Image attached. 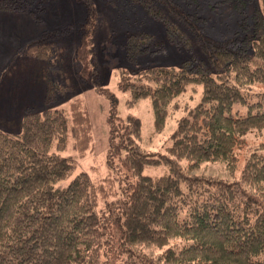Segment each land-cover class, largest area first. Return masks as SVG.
Wrapping results in <instances>:
<instances>
[{
	"label": "trees",
	"instance_id": "obj_1",
	"mask_svg": "<svg viewBox=\"0 0 264 264\" xmlns=\"http://www.w3.org/2000/svg\"><path fill=\"white\" fill-rule=\"evenodd\" d=\"M177 1H124L162 22L169 43L186 50L196 45L207 60L119 70L117 88L128 94L129 107L150 100L155 132L164 131L170 111L184 112L166 152L157 154L141 149L140 120L120 118L117 101L99 86L96 14L89 6L74 60L82 80L90 79L109 105L107 172L96 183L79 172L56 193L75 172L74 160L61 156L69 140L78 158L93 152L90 117L80 98L69 105L70 119L52 109L59 94L74 90L56 33L22 49L33 84L44 87L46 108L25 106L17 124L8 122L18 135L0 130V264H264V0H221L217 6L241 17L242 31L219 40L206 33L204 17ZM0 9L34 15L27 0H0ZM159 47L150 34H129L124 51L135 64ZM191 85H201V98L180 107L174 100ZM243 150L237 179L190 173L206 162L233 172ZM152 167L165 172L145 175Z\"/></svg>",
	"mask_w": 264,
	"mask_h": 264
},
{
	"label": "rangeland",
	"instance_id": "obj_2",
	"mask_svg": "<svg viewBox=\"0 0 264 264\" xmlns=\"http://www.w3.org/2000/svg\"><path fill=\"white\" fill-rule=\"evenodd\" d=\"M31 3L34 15L23 12H4L0 9V130L9 135H18L19 129L8 126L15 124L23 115L25 106L33 111H43L46 105L43 101L44 87L35 85L30 77L31 63L22 57V49L33 42H38L45 33H56L53 39L64 50V61L72 79L74 90L59 94L56 107L70 119L69 105L76 99L84 101L90 117L94 138V150L84 158H78L73 149V141L69 140L62 157L72 158L75 172L72 176L59 183L55 191H59L79 172H85L92 182H98L107 172L105 152L107 149L108 129L106 117L108 101L95 92L90 79L84 81L78 74L80 64L74 60L75 52L82 42V27L86 22L89 6L95 11L94 30V60L97 65L99 86L109 91L110 96L117 101V113L122 119L134 116L141 122V139L139 145L145 153H165V147L170 144L168 138L175 130V122L184 115L182 108L169 112L165 129L162 133L154 130L153 113L149 99H143L129 107V96L118 90L119 70H132L148 66L178 68L182 61L194 58L198 63L206 62V56L196 45L189 50L169 43L163 23L150 17L142 6H132L125 0H27ZM2 2V1H1ZM186 10L197 11L200 17L207 21L203 27L214 40L227 39L235 31H242L239 23L241 17L232 14L228 5H219L221 0L177 1ZM41 9V10H40ZM162 11L166 8L160 6ZM231 16L232 20H231ZM230 21L234 23H230ZM152 35L156 42L162 44L159 51L147 53L139 57L135 64L130 63L125 56L124 44L129 34ZM151 51L158 47L151 46ZM53 79L59 82L58 68H52ZM33 73V70L31 71ZM34 74V73H33ZM202 94L201 85L188 86L186 91L174 102L180 107H194ZM173 102V103H174ZM246 151H240L238 165L233 172L222 162H206L199 166L191 175L205 176L221 180L239 178L244 164ZM102 171L103 174H102ZM165 172L164 167L147 168L145 175L158 176ZM104 201V200H103ZM104 203H100L99 209ZM145 252L151 256L157 254L156 249L148 248Z\"/></svg>",
	"mask_w": 264,
	"mask_h": 264
},
{
	"label": "crops",
	"instance_id": "obj_3",
	"mask_svg": "<svg viewBox=\"0 0 264 264\" xmlns=\"http://www.w3.org/2000/svg\"><path fill=\"white\" fill-rule=\"evenodd\" d=\"M93 150H94V149H93ZM87 155H88V154H87ZM87 155H86V156H87ZM86 156H85V157H86ZM102 172H103V171H102Z\"/></svg>",
	"mask_w": 264,
	"mask_h": 264
}]
</instances>
